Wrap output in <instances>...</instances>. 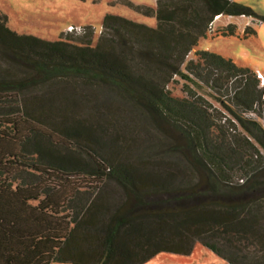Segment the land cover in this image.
Here are the masks:
<instances>
[{"label": "trees", "instance_id": "trees-1", "mask_svg": "<svg viewBox=\"0 0 264 264\" xmlns=\"http://www.w3.org/2000/svg\"><path fill=\"white\" fill-rule=\"evenodd\" d=\"M137 10L157 27L106 15L96 46L18 34L0 16V264H146L197 243L229 264H264L247 256L255 244L264 254V86L219 54L187 61L217 16H258L234 0ZM184 67L213 89L232 85L227 113L192 91L172 96ZM60 83L109 90L165 139L149 160L118 141L104 153L106 130L45 95Z\"/></svg>", "mask_w": 264, "mask_h": 264}, {"label": "rangeland", "instance_id": "rangeland-1", "mask_svg": "<svg viewBox=\"0 0 264 264\" xmlns=\"http://www.w3.org/2000/svg\"><path fill=\"white\" fill-rule=\"evenodd\" d=\"M250 7L258 18L246 16H221L216 19L206 38L199 41L197 48L187 61L196 60V51H207L232 59L234 63L256 73L264 75V0H234ZM157 0H0V16L7 19L9 28L18 34L33 35L47 41L70 40L79 44L91 40L96 46L103 31V19L106 15H115L128 20L157 27L155 16H146L137 7L156 8ZM229 25L237 27L235 36H223L221 32ZM255 31L245 35L247 26ZM85 28L88 34L77 37L68 34L69 28ZM188 78L175 77L168 86L173 97L190 98L189 91L204 98L214 107L227 113L221 105L228 101L232 85L213 89L210 84L198 81L188 74ZM54 98L61 96V103L67 101L72 117L97 124L106 130L104 135V153H115V142L129 146L130 158L136 160L141 153L149 160L152 147L165 139L156 130L147 116L135 111L127 102L106 89L91 87L80 83H60L47 89ZM41 94V93H40ZM42 95V94H41ZM49 96V95H48ZM49 96V97H50ZM32 97V95H31ZM59 102V101H58ZM169 143V142H168ZM157 161L179 162L176 157L156 158ZM261 245L250 247L249 261L264 262ZM248 261V260H247ZM61 264V263H53ZM69 264V263H68ZM146 264H229L202 244L197 243L189 255L162 253Z\"/></svg>", "mask_w": 264, "mask_h": 264}, {"label": "built area", "instance_id": "built-area-1", "mask_svg": "<svg viewBox=\"0 0 264 264\" xmlns=\"http://www.w3.org/2000/svg\"><path fill=\"white\" fill-rule=\"evenodd\" d=\"M218 17H221V16H217V17L215 18V21H216V19H217ZM215 21H214V22H215ZM214 22H213L212 25H211V29L213 28V24H214ZM83 31H84L83 28H81V29H76V28H74V27H70L68 33H82ZM257 77H258V79H259L260 82H261V86H264V76H263V74H261V73H257Z\"/></svg>", "mask_w": 264, "mask_h": 264}, {"label": "crops", "instance_id": "crops-1", "mask_svg": "<svg viewBox=\"0 0 264 264\" xmlns=\"http://www.w3.org/2000/svg\"><path fill=\"white\" fill-rule=\"evenodd\" d=\"M222 17H223V16H222ZM249 18H251V17H249ZM234 26H235V25H234ZM248 26H250V25H248ZM248 26H247V27H248ZM259 73H260V72H259ZM263 76H264V75H263Z\"/></svg>", "mask_w": 264, "mask_h": 264}]
</instances>
